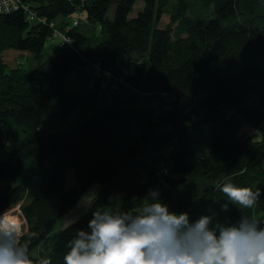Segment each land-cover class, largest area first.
<instances>
[{
    "label": "trees",
    "instance_id": "16d2710c",
    "mask_svg": "<svg viewBox=\"0 0 264 264\" xmlns=\"http://www.w3.org/2000/svg\"><path fill=\"white\" fill-rule=\"evenodd\" d=\"M111 2L29 0L33 19L0 14V215L19 204L34 264H64L94 211L136 210L149 190L192 220L264 222V0H117L109 18ZM77 12L86 22L66 32ZM54 28L72 45L59 47ZM7 51L29 63L10 67ZM79 72L85 101L66 90ZM79 106L68 131H44ZM228 178L261 190L252 209L220 191ZM94 183L89 209L51 235Z\"/></svg>",
    "mask_w": 264,
    "mask_h": 264
},
{
    "label": "clouds",
    "instance_id": "9594fccd",
    "mask_svg": "<svg viewBox=\"0 0 264 264\" xmlns=\"http://www.w3.org/2000/svg\"><path fill=\"white\" fill-rule=\"evenodd\" d=\"M220 191L244 209H252L262 195L259 188L237 187L231 178ZM142 201L136 210L94 211L90 231L79 230L67 242L64 264H264V222L249 216L235 224L210 215L192 220L186 212H170L158 190H149ZM228 207L224 203L221 210ZM23 236L18 218L0 217V264H34Z\"/></svg>",
    "mask_w": 264,
    "mask_h": 264
},
{
    "label": "rangeland",
    "instance_id": "374dc122",
    "mask_svg": "<svg viewBox=\"0 0 264 264\" xmlns=\"http://www.w3.org/2000/svg\"><path fill=\"white\" fill-rule=\"evenodd\" d=\"M117 0H112L109 8H108V17L112 18L113 12L115 9ZM141 1L137 2L134 6V11L132 12L131 16L135 15L137 10L141 6ZM169 16L165 13L161 16L160 19V26H165L168 23ZM60 21H62V17L58 16L56 17L53 22L55 25H57ZM52 45L50 41H47L45 44V48H49V46ZM5 61L9 64L10 67H14L15 65H21L22 67H26L29 63V55L26 52H19V51H7L4 55ZM31 62V60H30ZM66 90L67 91H77L80 93L82 97V101H85V94L87 90L86 86V78L84 72L79 73H73L70 74L66 81ZM82 106H79L72 116L69 118L67 122H58L55 120H46V127L44 128V131L46 133H56V132H66L68 131L73 124L75 123L76 119L80 117L81 114L80 111ZM248 132V131H247ZM251 132V131H249ZM6 155V151L0 152V160L3 159ZM169 164V163H168ZM73 181V174L71 170H68L67 172V179L65 182V186L69 187L72 184ZM101 186L97 183H94L87 192L82 196L79 203L73 207L72 209L68 210L64 214H62L59 219L56 221L51 235H54L58 231H60L66 224H68L69 220L78 219L80 216H82L90 207L92 199L95 197L97 192L100 190ZM8 215L13 218H18L21 221L22 229L26 228V223L24 219L21 217L18 210L12 208L8 211Z\"/></svg>",
    "mask_w": 264,
    "mask_h": 264
},
{
    "label": "built area",
    "instance_id": "2783aa9c",
    "mask_svg": "<svg viewBox=\"0 0 264 264\" xmlns=\"http://www.w3.org/2000/svg\"><path fill=\"white\" fill-rule=\"evenodd\" d=\"M30 6H31V4L29 3V0H0V14L9 13V12L15 11L17 9H22L23 12L26 13L30 19H33L34 18L33 17L34 12L30 9ZM81 22H83V23L86 22L85 17H83L81 12L75 13V15L71 19L70 27L66 28V32L68 29L75 27L76 25L80 24ZM51 38L56 39L57 45L59 47H65V46L68 47V46L72 45L71 38L68 35H66L65 33H62L61 31H59L57 28H54L52 30ZM13 208L18 210V212H19V204H17ZM5 213L8 214V212H5Z\"/></svg>",
    "mask_w": 264,
    "mask_h": 264
},
{
    "label": "bare ground",
    "instance_id": "6f19581e",
    "mask_svg": "<svg viewBox=\"0 0 264 264\" xmlns=\"http://www.w3.org/2000/svg\"><path fill=\"white\" fill-rule=\"evenodd\" d=\"M0 217H3V215H0Z\"/></svg>",
    "mask_w": 264,
    "mask_h": 264
}]
</instances>
